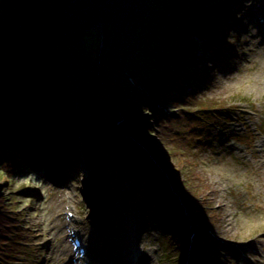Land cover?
<instances>
[{"label": "rangeland", "instance_id": "374dc122", "mask_svg": "<svg viewBox=\"0 0 264 264\" xmlns=\"http://www.w3.org/2000/svg\"><path fill=\"white\" fill-rule=\"evenodd\" d=\"M42 1L39 0V2ZM62 1L44 0L41 8L35 9L14 6L12 5L13 0H0V27L12 30L27 26L44 17ZM158 1L162 2V0ZM202 1L200 0L201 3ZM205 2L206 0L199 12L186 5L187 9L181 14L187 13V23L196 17L199 23H204L202 20L205 19V13L208 10L212 12L217 5H223L227 11L218 13L219 15L209 14L208 17L217 19L214 23L191 26V32L188 34L193 37L196 49L187 56L190 58L193 56L192 60L196 58L197 63L201 61L202 67L200 75H195L193 78L192 88L189 82L185 83L182 98L191 92L195 97L194 105L208 106L203 111V115L209 116V119L203 122L204 125L200 132L196 126L185 129L187 134L194 133L195 135L191 151H186L183 141L177 138L173 145L179 146L182 153L166 156L174 169H178V166L184 168L182 174L176 171L179 172L178 176L182 177L180 185L185 191H190L196 186L201 189V193L197 195L199 208L192 206L191 200L181 198L182 204L189 205L192 209L196 223L192 222L190 216L188 217L184 212V217L177 216L176 218L184 231L166 226L168 224L165 219L166 213L161 214L156 204L158 202L167 203L171 200L164 199L165 196L160 190L156 196L149 189L146 193L150 192V196H145L143 191L146 190V186L142 183L141 175L137 177L130 175L119 180L114 164H111L114 168L108 170L102 164L97 169L93 163L94 180L91 182L86 174L83 175L85 170H77L84 160L81 154L84 157H87V154L97 155L90 145V136L86 131L72 133V136L76 138L74 140L75 149L81 152L78 160H75L72 155L68 159L62 156L55 169L51 170V166L49 169H43L39 164V161H42L39 154L43 148L37 132V136L31 141L32 151L30 152V154L34 153L35 158L28 160L31 164L27 167L31 169L30 174L31 171L36 173L35 178H30V174L20 170V173L14 175L9 183L3 175H0V195L14 192L16 188L22 189L21 195L16 198L17 204L13 212L22 213V222L25 226L23 243L26 244L27 249L18 253L12 264H77L76 252L68 234L70 226L66 211L69 206L75 218L78 219L76 228L80 230V234L86 232V239L88 236L91 237V241L96 244L95 249L106 247L102 251L104 257L109 253L108 248L113 255L112 260L117 261L125 257L122 253V248L125 246L128 250L126 262L130 264V254L134 249L132 244H137L138 254H145L142 258L147 260L146 264H247L248 259L256 264H264V37H261L259 31L254 28L252 21V16H260V12L264 11V0H207ZM144 12L142 16L145 18L152 17L149 12L146 14ZM135 14L136 8L134 18ZM209 24H212L213 31L216 29L219 32L215 34L212 31L217 40L214 45L212 44L202 53L195 39L199 37L203 42L208 39L203 35V30H200L202 34H197V36L193 31L205 28ZM108 27L121 30L109 24L95 26L85 33V41L91 43L89 38L91 35L95 44L98 37L100 41L97 51H99L104 38L106 39L104 35ZM110 38L116 37L111 34ZM80 44L81 47L86 45L84 41L73 45H76L77 49ZM77 51L84 59L90 56L91 52L84 48L77 49ZM169 60L170 57L166 59V64H170ZM181 61L186 62L187 57L182 55ZM148 78L145 77V79ZM57 80L69 94V103L71 106L73 104L75 113L79 111V116L84 119L79 104L75 102L77 98L73 97V92L77 90L73 77L69 75V72H64L57 76ZM180 94L173 96L169 94L168 98L161 101L159 107H156L159 113H173L181 107L196 110L189 106L188 102H182L180 107L174 106ZM51 102L55 104L53 106L58 108L57 111L60 113L58 116L60 131L69 134V128L66 126L70 123V119L65 117L68 123L61 121L65 116L62 110L67 109V106L59 104L60 101L56 99H50ZM129 113L133 116V112L129 111ZM193 118H196L194 114L187 115V120ZM119 119L121 121L127 119L125 123L130 126V132H136L137 127H141L139 123L133 126L135 121H145L148 131L143 132L142 130L141 133L150 132L155 135L151 129H156L153 120H157V117L153 116V111L149 107L144 113L137 114L135 118H128L123 114V119L121 116ZM80 123L86 127L85 120H81ZM115 124L118 122L116 121ZM210 126H214L211 134L208 130ZM33 133L36 134L35 130ZM141 133L137 134L139 140L142 143L145 142L142 147L144 151L152 155L157 144L147 143L140 137ZM207 133L210 139L206 138ZM236 134L246 137L247 142L236 140L234 138ZM9 135L14 137L10 132H7L4 137ZM80 136L86 140L87 148L84 153L80 151L82 146L79 148V145H82L80 139L78 141ZM201 137H203L202 141H200ZM199 142L204 145L199 147ZM234 142L241 146V150L237 149L238 146ZM168 143L171 145V142L168 141ZM54 149L55 147L51 151L53 152ZM258 149L261 151L257 152ZM44 151L45 149L43 153ZM26 153L28 156L29 151ZM48 154L46 152L44 156L42 155L44 160L50 157ZM152 157L156 158L155 155ZM141 166L152 177H149V183L154 184L153 172L148 166ZM68 169H73V171L67 180L72 185L74 181L75 183L78 181L75 186H71L73 188L69 191L55 190L50 178L39 179L43 178L39 173L42 174L44 171L55 180L63 182ZM43 176L45 177L44 174ZM109 180H112L108 190V192L111 190L109 192L111 197L106 201L103 200L104 198L100 200L97 185L102 181L110 185ZM57 186H63V184ZM160 189L163 190V188ZM178 189L173 186L169 188L172 193ZM181 189L183 191V188ZM88 193L93 195L92 202L96 205L95 212L91 211L83 200L85 194ZM172 209L175 213L179 205L173 206ZM97 212L96 218L100 220L97 224V230L101 235L99 241L96 240V235H93L96 231L91 225L95 224L93 216ZM126 221L129 222L128 225L125 224ZM116 242L120 243L119 249L113 246ZM253 249L255 253L251 255L250 250Z\"/></svg>", "mask_w": 264, "mask_h": 264}, {"label": "trees", "instance_id": "16d2710c", "mask_svg": "<svg viewBox=\"0 0 264 264\" xmlns=\"http://www.w3.org/2000/svg\"><path fill=\"white\" fill-rule=\"evenodd\" d=\"M13 2L12 5L17 7L36 9L41 8V3H44V0L42 2L39 0H13ZM202 4L200 0H162V2L138 0L132 24L125 30L108 27L104 35L106 39L104 38L99 51L97 48L100 39L96 36L97 40L94 44L91 35L89 37L91 43L86 42L83 38L86 45L81 47L80 44L77 48L91 51L90 56L85 59L77 51L76 45L56 46L48 51L40 59V62L33 63L23 70V81L17 80L10 85L0 86V175L5 176L10 183L13 176L20 173V170L27 171L25 165L19 160V157L26 153L25 149L32 147L31 142L22 138L27 134L20 136L22 131H26V133L29 131L32 123L28 114L34 111L26 107L27 102L37 103V98L40 97L48 104L50 99H56L66 105L67 112L73 118L75 117L73 104L71 106L69 103V94L57 80L58 75L69 72V75L73 77V82L77 84V90L74 92L83 116L91 126V145L97 152H100V158L104 161L105 166L112 169L114 166L111 164L116 165L118 179L119 174L125 177L130 175L137 177L141 175L139 165L148 166L153 172L155 185L152 186L142 179V183L148 188L143 192L149 197L150 192H146L150 189L157 196L160 188H163L164 199L171 200L163 204L164 212L169 213L166 216L168 225L179 229V222L176 219L179 214L178 212L174 213L172 209L173 206H178V202L169 192L168 184L179 187L178 190L181 191L182 197L191 200V205L198 208L200 205L197 195L201 193V189L196 186L190 191H185L184 187L180 185L182 177L178 176L179 172L182 174L184 168L178 166V169H174L166 156L167 154L182 153L179 146L173 145L177 138L183 141L186 151H191L195 135L194 133L187 134L185 129L202 126L203 122L209 119V116L207 118L202 113L208 106L194 105L195 97L190 93L184 95L183 98V94H181L177 98L179 101L174 106L180 107L182 102H188L189 106L196 110L181 107L173 113H159L156 107L171 92L177 82L176 77L183 76L186 72L185 67L189 63L182 62L181 56L188 57V51L190 52L195 47V42L186 32L185 27L199 25V19L196 17L191 24L187 23V13L183 15L181 12L187 9L188 5L199 12L203 7ZM145 8L147 9L144 12ZM219 11L224 12V9H217V12ZM143 12L145 14L149 12L152 17L145 18L142 16ZM141 21L142 23H140ZM202 22L212 23L214 20L208 18ZM214 30L216 32V29ZM111 34L116 38H110ZM141 47L147 51H142ZM176 47H179L180 50L177 51ZM168 57H175L178 64L174 65L173 60H170L168 68H165L166 61L163 58ZM133 63H135L134 68ZM130 67L133 70L129 71ZM128 71L132 73L129 78L124 73ZM145 77L149 78L145 79ZM10 92L12 93L11 97H7L6 94ZM117 102L118 104H116ZM50 107L52 108V106ZM148 107L157 117V120H154L156 129H151L155 135L150 132L141 133L142 130L143 132L148 131L145 121L139 122L141 127L138 126L136 132H130V126L125 122L115 124L119 113L128 118H135L137 114L144 113ZM49 109L45 108L40 113L41 115L34 116L35 122H39L38 124L42 122L41 118L44 114L46 117L48 114L53 117L52 119L47 118V123L40 124L41 129H52L57 124L56 112ZM129 111L133 112V116ZM192 113L196 118L187 120V115ZM7 132H10L14 137L10 135L4 137ZM139 132L141 133L140 137L147 143L155 142L157 144L155 151L152 152L156 158H153L150 152L144 151L142 145L145 142L142 143L139 140L137 134ZM124 133H128V137L123 136ZM15 138L22 139L11 144L10 140H17ZM40 138L44 143L50 139V134L41 132ZM120 145H125L127 148L124 146V148L116 150ZM148 176L152 178L151 175L148 174ZM100 189L101 194L107 197V187L101 186ZM21 192L22 189L16 188L14 192L0 195V264L14 263L15 256L27 249L26 244L23 243L25 226L22 222V213L13 212L17 204L16 198L21 195ZM158 206L161 208V203H157L156 207L158 208ZM162 212L161 210V214H163ZM189 214L192 216L191 213ZM193 218H195L194 214Z\"/></svg>", "mask_w": 264, "mask_h": 264}, {"label": "water", "instance_id": "95a60500", "mask_svg": "<svg viewBox=\"0 0 264 264\" xmlns=\"http://www.w3.org/2000/svg\"><path fill=\"white\" fill-rule=\"evenodd\" d=\"M137 4L138 0H63L34 23L12 30L0 27V84L23 81V70L48 50L83 42L95 26L126 28L134 21Z\"/></svg>", "mask_w": 264, "mask_h": 264}, {"label": "bare ground", "instance_id": "6f19581e", "mask_svg": "<svg viewBox=\"0 0 264 264\" xmlns=\"http://www.w3.org/2000/svg\"><path fill=\"white\" fill-rule=\"evenodd\" d=\"M253 5V4H252ZM142 51H147V50H145V49H143V47H141L140 48ZM135 65V63H133V66ZM195 67H196V70H197V72H199V70L201 69V67H202V65H201V61H199V63H197V64H195ZM10 95H12V93L10 92V93H7L6 94V96L7 97H11ZM74 98H75V96H73ZM73 97H71V99H73ZM37 100H38V102L37 103H33V102H27L26 103V107H28L29 109H33V111L34 112H31L30 114H28L29 115V118L31 119V125L30 126H36L34 129H33V131L31 130V131H28L27 133H26V131L24 132V131H22L21 132V135L20 136H24V135H30L32 132H34V130H36L37 128H38V126H40V124H45V123H47V121H46V119L47 118H49V119H52L53 117L52 116H50V114H48V116L46 117L45 116V114L43 115V117L41 118V120H42V122L40 123V124H38L39 122H35V119L33 120V118L32 117H34L36 114L37 115H39L45 108H47V109H49L50 111H52L53 112V107L51 108L50 106V104H52V105H55L53 102H51L50 103V100L48 101V104L50 105H48L47 103H46V100H44L43 98H40V97H38L37 98ZM75 102H77V100H75ZM59 104H61V103H59ZM63 105V104H62ZM49 108H48V107ZM57 109L58 108H56L54 111L56 112V114L59 116L60 115V113L57 111ZM50 111H48L47 110V112L48 113H50ZM51 112V113H52ZM2 113V112H1ZM62 113H65V116H64V118H63V122H65V123H68V121H67V119L65 118V117H67V115L69 116V113H67V111H66V108L65 109H63L62 110ZM41 115V114H40ZM121 118L123 119V117L121 116ZM77 121L78 122H80L81 121V117L80 116H78L77 117ZM78 124H80V123H78ZM60 128V127H59ZM68 128L70 129V130H72V129H75L76 128V125H74V124H72V123H68ZM25 133V134H24ZM18 135V134H17ZM68 135L69 134H64V133H62V134H60L59 136H60V139L58 140V141H56L55 142V144H59L58 145V148L56 149V151L54 152L55 154H56V156H57V161L59 160V159H61V157L62 156H64L65 157V159H66V156L63 154V152H61V150H62V147H63V143H60V140H61V142H64V143H66L69 147H70V149H71V153L70 154H68V157L69 156H74V158H75V160L77 159L78 160V158H79V152L75 149V144H74V142H72L71 140H68ZM16 137V136H15ZM82 145H79V148L81 147ZM103 150V149H102ZM61 156V157H60ZM40 166L43 168V169H48L47 168V166H46V164L45 163H42V164H40ZM73 171V169H68L67 170V172H66V174H65V176H67V175H69L71 172ZM88 178H90V181L92 182L94 179H93V177L91 176H88ZM88 195V197L91 199V200H93V195H91L90 193H88L87 194ZM93 207H94V211H95V209H96V205L94 204V202H93ZM162 211L164 212V210L162 209ZM165 213H168V212H165ZM127 219H128V217H127ZM125 224L126 225H128L129 224V222H125ZM128 230H130V228H128ZM85 237V236H84ZM87 239L89 240L90 239V242H91V237L90 236H88L87 237ZM85 240V239H84ZM89 242V243H90ZM122 253L123 254H125L126 255V253H128V250H127V247H123V249H122ZM232 255V254H231ZM143 256H145V254H143ZM230 258H232V257H230ZM118 259V258H117ZM115 260V259H114ZM119 261V259L117 260V262ZM141 263V262H140ZM139 263V264H140Z\"/></svg>", "mask_w": 264, "mask_h": 264}]
</instances>
